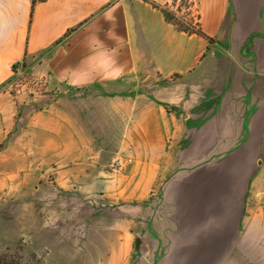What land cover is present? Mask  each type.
Masks as SVG:
<instances>
[{
  "label": "crops",
  "instance_id": "1",
  "mask_svg": "<svg viewBox=\"0 0 264 264\" xmlns=\"http://www.w3.org/2000/svg\"><path fill=\"white\" fill-rule=\"evenodd\" d=\"M169 1L0 0V141L20 109L14 65L41 99L58 95L23 107L0 191L104 197L112 162L132 159L122 180L144 214L98 224L84 264H264V216L250 208L264 198V0H195L211 42L170 23Z\"/></svg>",
  "mask_w": 264,
  "mask_h": 264
},
{
  "label": "rangeland",
  "instance_id": "2",
  "mask_svg": "<svg viewBox=\"0 0 264 264\" xmlns=\"http://www.w3.org/2000/svg\"><path fill=\"white\" fill-rule=\"evenodd\" d=\"M195 4V0H170L166 7L167 20L178 30H197L199 21ZM35 78L27 64H19L15 69L7 89L16 96L20 109L11 136L0 141V151L15 141L17 130H22L28 118V111L24 113L23 107L34 105L33 108L42 110L54 101L53 94L52 98L41 99L44 90L36 85ZM165 81L155 79L146 90L153 91L155 83ZM128 84L129 80L124 85ZM144 91L141 87L135 92ZM33 98L41 100L33 102ZM129 167L118 169L119 180L105 189L104 197L84 199L79 192L64 190L56 184L43 187L40 192L19 202L5 200L0 191V264H84L86 247L95 237L98 224L126 225L130 216L140 218L144 214L145 202L131 201L125 190L127 180L122 179L130 176ZM54 175L50 173L49 179L54 180ZM250 208L264 216V198H255L250 202Z\"/></svg>",
  "mask_w": 264,
  "mask_h": 264
},
{
  "label": "trees",
  "instance_id": "3",
  "mask_svg": "<svg viewBox=\"0 0 264 264\" xmlns=\"http://www.w3.org/2000/svg\"><path fill=\"white\" fill-rule=\"evenodd\" d=\"M166 10H167V9H163V12H164L166 18L168 19V14H167ZM168 20H169V19H168ZM179 30H180V31H183V32H186V33H189V34H197V35H199V36H201V37L206 38V39H207L208 41H210V42L212 41V39L209 38V37L204 33V31L202 30V27L200 26V24H198V29H197V30H195V29H193V28H191V29H180V28H179ZM17 66H18V65H14V66H13V71H14V72H15V69L17 68Z\"/></svg>",
  "mask_w": 264,
  "mask_h": 264
},
{
  "label": "built area",
  "instance_id": "4",
  "mask_svg": "<svg viewBox=\"0 0 264 264\" xmlns=\"http://www.w3.org/2000/svg\"><path fill=\"white\" fill-rule=\"evenodd\" d=\"M52 97L56 98L57 95L53 94ZM51 97V98H52ZM132 163V159H122V158H118L116 160H114L111 164L112 169H122L125 166H128Z\"/></svg>",
  "mask_w": 264,
  "mask_h": 264
}]
</instances>
